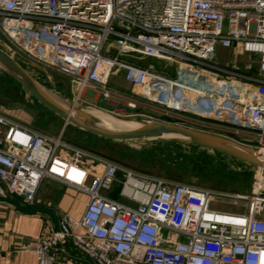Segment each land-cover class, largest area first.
<instances>
[{"label":"built area","instance_id":"built-area-1","mask_svg":"<svg viewBox=\"0 0 264 264\" xmlns=\"http://www.w3.org/2000/svg\"><path fill=\"white\" fill-rule=\"evenodd\" d=\"M0 33L68 76L76 96L97 90L117 102L108 84L120 72L138 96L181 122L193 115L223 122L254 135V151L264 149V0H0ZM218 48L255 55L257 75L212 64ZM123 58L163 60L176 72L161 76ZM44 180L87 202L79 218L58 213L57 229L20 246L36 264H55L66 245L93 264H264V195L144 174L62 132L0 114V203L33 204ZM114 186L117 199L107 195ZM225 199L240 200L242 211L210 208Z\"/></svg>","mask_w":264,"mask_h":264},{"label":"rangeland","instance_id":"rangeland-1","mask_svg":"<svg viewBox=\"0 0 264 264\" xmlns=\"http://www.w3.org/2000/svg\"><path fill=\"white\" fill-rule=\"evenodd\" d=\"M0 49L10 55L38 83L42 90L63 108L73 103L83 112L114 118L121 125L129 127L145 122L160 121L163 116L178 119L156 104L147 102L126 84L121 73L111 78L109 88L118 98L117 102L106 101L117 106L108 111L97 105L100 93L97 90H84L76 96L75 87L68 76L58 68L30 58L11 46L0 33ZM140 67L153 66L155 73L161 76H174L176 65L163 60L123 58ZM211 63L231 70L239 75H257V57L232 49L218 48ZM133 104L131 113L125 111L127 104ZM0 114L49 135L62 132V138L73 145L107 158L132 170L187 183L193 186L211 189L226 194L238 195L256 192L264 195V178L258 171L227 157L221 153L194 146L179 140L172 142L168 138L141 139L133 141H110L91 134L63 121L46 110L32 98L16 80L0 66ZM186 117L181 124L185 127L206 131L226 137L235 143L248 146L253 150L256 137L230 125L202 116ZM185 119V118H182ZM95 122V121H94ZM64 126V127H63ZM259 151L264 156L263 150ZM259 178V179H258ZM260 180V181H259ZM46 181V180H45ZM117 187L108 195L117 196ZM210 208L224 212H241L240 200H220L210 204Z\"/></svg>","mask_w":264,"mask_h":264},{"label":"water","instance_id":"water-1","mask_svg":"<svg viewBox=\"0 0 264 264\" xmlns=\"http://www.w3.org/2000/svg\"><path fill=\"white\" fill-rule=\"evenodd\" d=\"M0 65L41 106L60 118L64 126L70 124L89 134L110 141H133L169 136L168 139L172 142L182 140L194 146L221 153L247 165L251 169L261 171L264 175V160L257 157L252 149L235 143L226 137L185 127L179 119H173L167 116H163L160 121L145 122L134 129L123 131L106 130L96 126L93 123V118L76 106L74 107L73 103L68 108H63L51 99L32 76L2 49H0ZM97 105L108 111H114L117 108L116 105L106 102L101 95L98 97ZM124 109L128 113L132 112V109L128 107H124ZM71 110L74 111L76 116L72 115Z\"/></svg>","mask_w":264,"mask_h":264},{"label":"crops","instance_id":"crops-1","mask_svg":"<svg viewBox=\"0 0 264 264\" xmlns=\"http://www.w3.org/2000/svg\"><path fill=\"white\" fill-rule=\"evenodd\" d=\"M231 49L239 51L237 48ZM92 118L95 121V117ZM91 136L94 137L92 134ZM108 196L117 199V196ZM7 201L13 206L0 203V264H36L34 255L22 251L20 246L32 242L42 232L57 229L58 213L79 218L85 208L87 196L57 181L44 180L33 204H22L11 199ZM55 264L93 263L70 245H66L65 253Z\"/></svg>","mask_w":264,"mask_h":264},{"label":"bare ground","instance_id":"bare-ground-1","mask_svg":"<svg viewBox=\"0 0 264 264\" xmlns=\"http://www.w3.org/2000/svg\"><path fill=\"white\" fill-rule=\"evenodd\" d=\"M71 113H72L73 116H76V114L74 113L73 110H71ZM93 117H95V122H93V123L96 126H98L100 128H103V129H106V130L123 131V130L138 128L141 125V124H139V125L137 124V125H134V126H131V127H129L127 125H121V123H118L116 119L107 117V115L106 116H103V115H94ZM168 137H165V138H168ZM245 147L246 148H249L248 146H245ZM260 150H263L264 151V149H260ZM254 153L261 160H264V156L262 155L263 153L260 154L259 151L256 152V150L254 151ZM257 171L261 173V171H259V170H257Z\"/></svg>","mask_w":264,"mask_h":264},{"label":"trees","instance_id":"trees-1","mask_svg":"<svg viewBox=\"0 0 264 264\" xmlns=\"http://www.w3.org/2000/svg\"><path fill=\"white\" fill-rule=\"evenodd\" d=\"M114 197V196H113Z\"/></svg>","mask_w":264,"mask_h":264}]
</instances>
